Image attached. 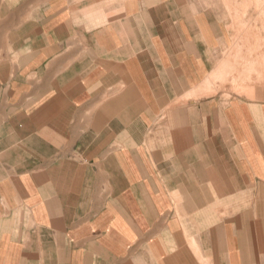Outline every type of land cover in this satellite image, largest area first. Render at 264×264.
Masks as SVG:
<instances>
[{"label":"crops","instance_id":"0c3cea01","mask_svg":"<svg viewBox=\"0 0 264 264\" xmlns=\"http://www.w3.org/2000/svg\"><path fill=\"white\" fill-rule=\"evenodd\" d=\"M234 4L0 0V264H264Z\"/></svg>","mask_w":264,"mask_h":264},{"label":"rangeland","instance_id":"374dc122","mask_svg":"<svg viewBox=\"0 0 264 264\" xmlns=\"http://www.w3.org/2000/svg\"><path fill=\"white\" fill-rule=\"evenodd\" d=\"M233 1L228 11L240 23L232 25L237 35L233 46L225 51L224 71L216 80L230 85L237 94H249L252 86L264 85V0Z\"/></svg>","mask_w":264,"mask_h":264},{"label":"bare ground","instance_id":"6f19581e","mask_svg":"<svg viewBox=\"0 0 264 264\" xmlns=\"http://www.w3.org/2000/svg\"><path fill=\"white\" fill-rule=\"evenodd\" d=\"M251 24V23H250ZM264 65V64H263Z\"/></svg>","mask_w":264,"mask_h":264}]
</instances>
